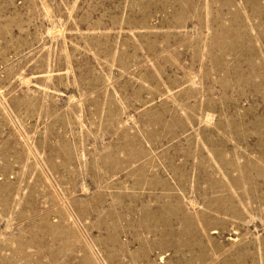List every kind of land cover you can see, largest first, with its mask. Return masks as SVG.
I'll use <instances>...</instances> for the list:
<instances>
[{
	"label": "rangeland",
	"instance_id": "obj_1",
	"mask_svg": "<svg viewBox=\"0 0 264 264\" xmlns=\"http://www.w3.org/2000/svg\"><path fill=\"white\" fill-rule=\"evenodd\" d=\"M0 264H264V0H0Z\"/></svg>",
	"mask_w": 264,
	"mask_h": 264
}]
</instances>
